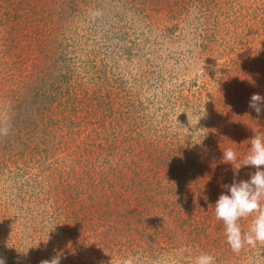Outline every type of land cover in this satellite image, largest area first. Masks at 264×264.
<instances>
[{
	"label": "rangeland",
	"instance_id": "rangeland-1",
	"mask_svg": "<svg viewBox=\"0 0 264 264\" xmlns=\"http://www.w3.org/2000/svg\"><path fill=\"white\" fill-rule=\"evenodd\" d=\"M0 264H264V0H0Z\"/></svg>",
	"mask_w": 264,
	"mask_h": 264
},
{
	"label": "trees",
	"instance_id": "trees-1",
	"mask_svg": "<svg viewBox=\"0 0 264 264\" xmlns=\"http://www.w3.org/2000/svg\"><path fill=\"white\" fill-rule=\"evenodd\" d=\"M112 150L114 151V150H117V149L116 148H112ZM132 151H133L132 149H131V151L129 150V152H127L128 155H132L133 154ZM117 152H119V150H117ZM129 172H130L129 173V175H130L129 176V178H130L129 181L130 182L132 181V185H130V187L131 186H133V188L135 187L133 189V191H134L136 189V186H137V188L141 189V191H143V192H136V195L138 194L139 197H142L143 199H148L149 197H148L147 191L151 187V184H152L151 183V180H152V178L151 177L150 178L149 177H146L144 180H140V177H137V175H138L137 174V169H135V168L133 169V171L132 170H129ZM76 179H78V178H76ZM138 179H139V181H138ZM124 183H125L124 178H122V180H120V177L117 178L116 182H114V181L110 182L109 181V183H107V185L109 187L110 193H113V188H116V187H119L120 189L122 188L121 191L123 190V188L124 189L126 188V189L130 190V187L127 186V184L125 185ZM145 186L148 187V189ZM54 203H55V201H54Z\"/></svg>",
	"mask_w": 264,
	"mask_h": 264
}]
</instances>
